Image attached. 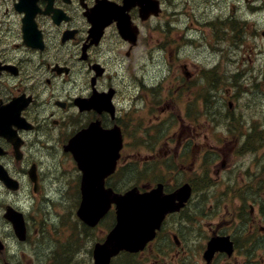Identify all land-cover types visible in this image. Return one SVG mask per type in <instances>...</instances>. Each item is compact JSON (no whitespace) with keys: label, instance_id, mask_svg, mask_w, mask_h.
I'll list each match as a JSON object with an SVG mask.
<instances>
[{"label":"flooded vegetation","instance_id":"af4514ba","mask_svg":"<svg viewBox=\"0 0 264 264\" xmlns=\"http://www.w3.org/2000/svg\"><path fill=\"white\" fill-rule=\"evenodd\" d=\"M167 1L161 0L163 7ZM145 7L157 14L144 19ZM110 9L128 20L131 33H137L135 43L121 35L116 20L100 30L97 20H108ZM154 31L159 53V0H0V264L60 263L56 252L40 250L35 243L50 233V219L62 222L68 212L75 218L83 201V165L74 158L71 140L85 131L76 149L91 153L110 145L117 129L123 137L121 158L117 171L102 181L105 189L145 191L162 183L164 193H171L189 181L193 196L165 215L144 248L121 251L110 264H264L259 182L237 176L179 179L174 152L196 146L195 140L207 134L192 130L176 139L174 133L159 148L158 116L157 179L148 181L141 166L131 167L132 157L147 151V124L144 117L133 116V109L146 95V38ZM133 82L140 83L134 96ZM157 83L159 91V79ZM163 150L172 163L164 164L159 175ZM220 163L227 167L226 159ZM49 205L59 206L54 218ZM115 222L114 207L95 227L80 221L87 231L98 232L79 234L87 246L70 256L82 262L69 264H95L94 247Z\"/></svg>","mask_w":264,"mask_h":264},{"label":"rangeland","instance_id":"374dc122","mask_svg":"<svg viewBox=\"0 0 264 264\" xmlns=\"http://www.w3.org/2000/svg\"><path fill=\"white\" fill-rule=\"evenodd\" d=\"M172 1H168L159 17V53L157 34L147 37L148 87L153 88L159 79V133L164 134L162 139L176 129L180 132L198 129L207 133L208 143L214 145L218 140L225 149L208 155L212 154L219 161L226 159L229 169L210 170L211 174L216 172L215 180H228L232 173L243 181L252 180L258 166L264 164V147L258 153H245L243 148L239 153L235 150L253 131L258 137L252 136V145L264 142V0H257L254 5L244 0H181L176 11ZM219 17L240 21L237 40L231 27H224L228 29L224 39L213 37L216 28L208 22ZM210 38L217 51L209 44ZM219 63L223 71L217 72L223 74V83L218 74L212 80L213 74L206 77L201 70L197 71L218 68ZM188 71L194 74L188 76ZM237 73L238 76H233ZM148 96H152L151 92ZM230 100L234 101L232 108H229ZM212 101L218 102L212 104ZM220 102L228 110L221 107ZM146 116H152L150 109ZM180 123L183 126L180 127ZM214 133H222L230 139L221 140ZM201 157L196 156V159ZM147 158L150 176L156 171V163L153 157L148 155ZM192 167L189 165L186 169L190 171ZM68 213L62 222L50 219V249L62 257L67 255L62 248L65 242H71V248L80 249L87 244L78 237L77 224ZM49 239L35 243L36 248L45 250Z\"/></svg>","mask_w":264,"mask_h":264},{"label":"water","instance_id":"95a60500","mask_svg":"<svg viewBox=\"0 0 264 264\" xmlns=\"http://www.w3.org/2000/svg\"><path fill=\"white\" fill-rule=\"evenodd\" d=\"M182 190L187 191L189 187L185 186ZM110 201L109 197H100L95 203L87 199L82 204L79 214L94 224L108 209ZM115 202L118 204V222L110 232L107 242L97 247L99 262L106 258L109 260L120 249L142 247L151 239L161 217L159 204L166 200L159 199L156 191L139 194L132 190L125 195L115 196Z\"/></svg>","mask_w":264,"mask_h":264}]
</instances>
